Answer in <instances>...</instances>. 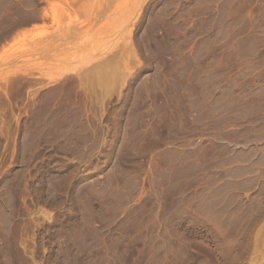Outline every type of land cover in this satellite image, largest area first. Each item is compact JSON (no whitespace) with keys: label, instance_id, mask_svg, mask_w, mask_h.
I'll use <instances>...</instances> for the list:
<instances>
[{"label":"rangeland","instance_id":"1","mask_svg":"<svg viewBox=\"0 0 264 264\" xmlns=\"http://www.w3.org/2000/svg\"><path fill=\"white\" fill-rule=\"evenodd\" d=\"M0 264H264V0H0Z\"/></svg>","mask_w":264,"mask_h":264}]
</instances>
